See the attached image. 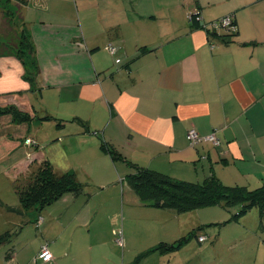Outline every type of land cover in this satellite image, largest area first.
Masks as SVG:
<instances>
[{
    "label": "crops",
    "instance_id": "obj_1",
    "mask_svg": "<svg viewBox=\"0 0 264 264\" xmlns=\"http://www.w3.org/2000/svg\"><path fill=\"white\" fill-rule=\"evenodd\" d=\"M155 4L27 0L16 20L31 40L33 54L27 64L16 55H0V105L25 112L30 119L5 122L2 117L0 140L13 145L8 151L27 149L25 138L36 143L37 164L31 172L47 158L57 171L78 175L86 164L70 155L85 151L98 177L116 176L121 170L126 179L128 160L173 178L196 177L187 181L200 182L213 173L227 185L259 186L264 175V13L259 9L264 0H231L226 5L224 12L234 15L232 29L238 32L228 44L192 25L194 12L199 10L202 18V0L174 4L175 11ZM236 6L242 8L237 13ZM141 46L146 50L140 54ZM45 115L62 125L45 120ZM45 122L51 130L33 136V126ZM189 127L200 136L214 133L220 145L202 141L191 146ZM17 133L24 138H14ZM102 141L120 158L114 162L101 149ZM18 170L23 171L21 164ZM75 200L61 197L48 207L47 218L41 216L45 224L40 233L52 237L47 245L53 257L43 263L75 261L87 247L89 238L78 237L77 228L90 218H79L82 208L76 211L80 201ZM42 211L36 210L39 216ZM32 212L25 211L16 236L25 227L33 228L38 218H30ZM256 223L249 217L250 230L245 226L239 233L238 228L236 238L245 253L229 264H264V232L254 234ZM247 234L254 241H246Z\"/></svg>",
    "mask_w": 264,
    "mask_h": 264
},
{
    "label": "rangeland",
    "instance_id": "obj_2",
    "mask_svg": "<svg viewBox=\"0 0 264 264\" xmlns=\"http://www.w3.org/2000/svg\"><path fill=\"white\" fill-rule=\"evenodd\" d=\"M153 1L156 2L155 8H172V11H175L174 4L181 7L187 0ZM230 1L206 2V0H202V18L210 22L226 16L227 13L224 11L228 8L226 5ZM234 8H237L235 9L236 13L242 9L237 6ZM0 9L8 10L10 14H14V17L18 18L19 16L20 6L14 0H1ZM259 11L264 13V6ZM218 29L223 28L219 27ZM7 108L8 106L0 105V121L2 117L6 118L5 122L12 119V114L6 111ZM40 118L42 117L39 116L38 120ZM50 126L51 124L48 122L33 126V136L41 133L46 134L51 130ZM9 130L6 127L5 131L9 132ZM14 138H24V134L17 133ZM35 145L36 143L32 140L31 144L24 145L27 149L21 147L17 150L14 149L15 151H8L13 145L9 147L8 142L0 140V232L7 229L11 234L13 233L11 240L0 246V264H47L41 260L34 262L40 246L45 243L49 245L52 241L50 235H41L40 233L45 223L37 228L33 221V228L32 226L25 227L23 232L16 236L17 228L19 229L23 225L18 227L23 217L7 209V206L20 205L16 187H20L26 181L25 177L37 164L33 151ZM30 148L31 151L26 152ZM88 158L90 157L85 151L70 155V159L74 162L86 164L84 165L85 172L76 174L78 180L84 184L83 191L86 194L75 198V201H80L76 211L82 208L79 218H90L86 223L80 225L82 227L77 228L79 230L78 237H84L86 240L89 238V241L87 247L85 246L81 250L80 257L75 261L68 258L62 264H229L232 261L236 262L238 253H245L240 241L235 238L238 237V228H241L239 233L243 232L245 226L250 230L247 224L249 217L256 221L257 216L254 213H248L237 221L233 217L239 212V206L226 209L220 205H213L184 212L145 206L140 203L138 196L127 185L121 170L116 176L112 174L98 177L94 173L95 164L87 161ZM20 164L23 171L18 170ZM100 165L102 168L105 166L103 163ZM202 178V176L199 177V180ZM184 180H196V177ZM48 207L51 206H46L41 212L42 215L40 214L43 218L48 217ZM30 210L33 211V209ZM38 216L39 214L34 209L30 218L36 217L37 219ZM191 232L196 235L205 234L207 239L199 243L197 236H192ZM189 235H191L189 240L173 252L160 254L155 249L159 242H177L182 237ZM247 235L246 241H254L250 238V234ZM8 246L14 247L18 253L14 261L6 262L3 258ZM249 252L252 253L251 248H249Z\"/></svg>",
    "mask_w": 264,
    "mask_h": 264
},
{
    "label": "trees",
    "instance_id": "obj_3",
    "mask_svg": "<svg viewBox=\"0 0 264 264\" xmlns=\"http://www.w3.org/2000/svg\"><path fill=\"white\" fill-rule=\"evenodd\" d=\"M14 1L20 8L27 2V0ZM229 15H231V27L225 29L224 32H218L215 29L209 31V23L205 24L202 22L199 10L194 12L190 16V19L193 26L204 28L212 39L216 38L228 44L238 36V32L234 30L236 27L234 15ZM16 18L17 17H14V14H10L8 10L0 9V55H16L23 63L27 64L33 54V44L23 29L17 24ZM254 44H256V42L241 43V45ZM145 50L146 47H139L140 54ZM35 69L37 70L36 65ZM27 74H29L28 71ZM26 79L33 83L30 76H26ZM6 111H9L14 121L17 122H25L30 119L27 113L17 111L13 109V107H8ZM44 119H51L54 120L57 125H62L55 117L45 115ZM101 149L106 152L114 162L121 156L111 144L105 141H102ZM126 162L131 165V170L125 175L126 183L138 196L141 204L157 208L174 209L177 212L213 205H220L226 209L239 206V212L233 217L234 220L238 221L245 214L256 211L257 223L252 230L255 235L257 231V235L259 234V236H261L262 231L264 232V175L262 176V181L259 186L247 188L244 185L224 184L213 173L207 175L200 182L186 181L173 178L157 170L138 166L128 160H126ZM83 189L84 184L78 180L75 173L67 171L59 172L54 168L50 160L45 158L39 162L38 166L31 172L27 180L21 184L20 187H16L20 207L7 206V209L23 216L27 210H43L46 206H50L61 197L67 195L78 198L80 195L86 194ZM237 216L240 217L238 218ZM35 223L37 227H40L39 225H41V223H38V219ZM191 234L192 236L196 235L194 232H191ZM12 235L13 233L11 234L9 230L1 232L0 246L7 244L11 240ZM190 236L191 235L182 237L177 240V242H159L155 249H157L160 254H168L188 241ZM196 236L199 243L207 239L205 234ZM200 237L203 239L200 240ZM236 239L239 241V238ZM255 240H257V238ZM15 253L14 247L8 246L7 250L4 252L3 258L8 262L13 258Z\"/></svg>",
    "mask_w": 264,
    "mask_h": 264
},
{
    "label": "built area",
    "instance_id": "obj_4",
    "mask_svg": "<svg viewBox=\"0 0 264 264\" xmlns=\"http://www.w3.org/2000/svg\"><path fill=\"white\" fill-rule=\"evenodd\" d=\"M208 26L211 29H215V30H217L219 27H221L223 29H228L231 27V15H226V16L218 18L217 20L210 21ZM106 48L110 51L113 50L112 44H108ZM186 138H187V141L189 142V144L191 146H195L202 141H209L214 146L220 145V140L217 138V136L214 133H211V134L206 135V136H200L194 127H189L187 129ZM24 142H25V144H31L32 140L30 138H26L24 140ZM41 218L40 217L38 218V223H41V220H42ZM202 239L203 238L200 237V240H202ZM118 241H119V243L121 242L120 239ZM52 258H53L52 253H51L47 243L42 244L39 248V252H38V255L36 256V259L41 260L42 262H48Z\"/></svg>",
    "mask_w": 264,
    "mask_h": 264
}]
</instances>
